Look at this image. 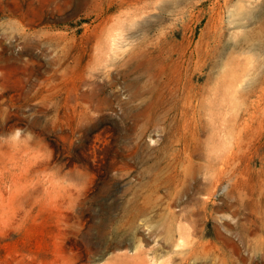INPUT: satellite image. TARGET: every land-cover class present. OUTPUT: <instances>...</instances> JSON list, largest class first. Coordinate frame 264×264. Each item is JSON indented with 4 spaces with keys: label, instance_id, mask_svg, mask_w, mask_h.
<instances>
[{
    "label": "rangeland",
    "instance_id": "1",
    "mask_svg": "<svg viewBox=\"0 0 264 264\" xmlns=\"http://www.w3.org/2000/svg\"><path fill=\"white\" fill-rule=\"evenodd\" d=\"M0 264H264V0H0Z\"/></svg>",
    "mask_w": 264,
    "mask_h": 264
},
{
    "label": "bare ground",
    "instance_id": "2",
    "mask_svg": "<svg viewBox=\"0 0 264 264\" xmlns=\"http://www.w3.org/2000/svg\"><path fill=\"white\" fill-rule=\"evenodd\" d=\"M188 74V73H187ZM173 93V92H172ZM178 98V97H177ZM232 131V130H231ZM233 132V131H232ZM232 136V134L230 135ZM198 152V149H194L190 151L187 158V167L193 165L192 157ZM236 157H237V149L235 147V143H231L229 146L226 144L225 148L223 147L219 151L215 150L211 157V165L215 169L214 172L217 174L216 176V184H218L222 177L226 176L229 180L233 179L236 170ZM187 167L185 168V174H187ZM187 177V176H185ZM225 181V180H224ZM217 186V185H216ZM78 196V195H77ZM215 205V203H213ZM215 207V206H214ZM217 208V207H216ZM255 219V218H254ZM256 221V220H255ZM194 222V221H193ZM198 222V221H197ZM194 228V227H193ZM193 231V230H192ZM190 232V231H189ZM188 232V233H189ZM215 232V231H214ZM193 233V232H192ZM200 233V232H199ZM223 233V232H221ZM189 235V234H188ZM191 237V235H190ZM218 238V237H217ZM191 240V239H190ZM192 241V240H191ZM213 241V240H212ZM230 243V242H229ZM236 243V242H235ZM237 244V243H236ZM234 244V245H236ZM228 246V245H227ZM230 247V246H229ZM188 250V249H187ZM232 250V249H231ZM236 250V249H235ZM186 255V254H185ZM184 255V256H185ZM248 256V255H247ZM192 258V257H191Z\"/></svg>",
    "mask_w": 264,
    "mask_h": 264
}]
</instances>
